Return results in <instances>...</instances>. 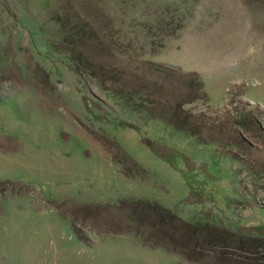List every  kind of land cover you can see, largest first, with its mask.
Segmentation results:
<instances>
[{
    "label": "rangeland",
    "instance_id": "1",
    "mask_svg": "<svg viewBox=\"0 0 264 264\" xmlns=\"http://www.w3.org/2000/svg\"><path fill=\"white\" fill-rule=\"evenodd\" d=\"M0 264H264V0H0Z\"/></svg>",
    "mask_w": 264,
    "mask_h": 264
},
{
    "label": "trees",
    "instance_id": "2",
    "mask_svg": "<svg viewBox=\"0 0 264 264\" xmlns=\"http://www.w3.org/2000/svg\"><path fill=\"white\" fill-rule=\"evenodd\" d=\"M157 208H158L159 210L165 211V209H164L163 207L158 206Z\"/></svg>",
    "mask_w": 264,
    "mask_h": 264
}]
</instances>
